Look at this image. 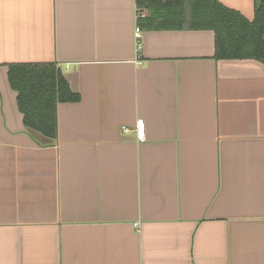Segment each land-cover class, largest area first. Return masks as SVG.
I'll list each match as a JSON object with an SVG mask.
<instances>
[{
  "label": "crops",
  "instance_id": "crops-1",
  "mask_svg": "<svg viewBox=\"0 0 264 264\" xmlns=\"http://www.w3.org/2000/svg\"><path fill=\"white\" fill-rule=\"evenodd\" d=\"M219 1L252 20L258 0ZM141 14L0 0V264H264V62L148 21L138 53ZM25 62L79 95L55 137L24 122L9 66Z\"/></svg>",
  "mask_w": 264,
  "mask_h": 264
},
{
  "label": "trees",
  "instance_id": "trees-1",
  "mask_svg": "<svg viewBox=\"0 0 264 264\" xmlns=\"http://www.w3.org/2000/svg\"><path fill=\"white\" fill-rule=\"evenodd\" d=\"M149 16L139 18L157 29L188 26L215 32L216 59H255L264 62V0H258L254 18L219 0H136ZM9 81L17 92L25 124L42 134L55 137L58 130V104L79 100L68 79L54 62L13 63Z\"/></svg>",
  "mask_w": 264,
  "mask_h": 264
},
{
  "label": "built area",
  "instance_id": "built-area-1",
  "mask_svg": "<svg viewBox=\"0 0 264 264\" xmlns=\"http://www.w3.org/2000/svg\"><path fill=\"white\" fill-rule=\"evenodd\" d=\"M141 15L144 16V14H141ZM135 37H136L137 52L139 53L141 49V40H142V28L140 27V25H136ZM136 131H137V136L139 139L145 138L146 126H145V121L143 119H139L137 121Z\"/></svg>",
  "mask_w": 264,
  "mask_h": 264
}]
</instances>
